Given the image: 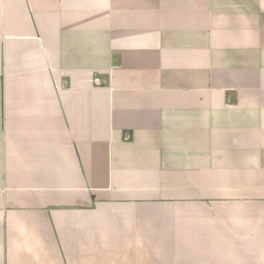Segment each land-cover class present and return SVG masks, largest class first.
I'll list each match as a JSON object with an SVG mask.
<instances>
[{
	"label": "crops",
	"instance_id": "obj_1",
	"mask_svg": "<svg viewBox=\"0 0 264 264\" xmlns=\"http://www.w3.org/2000/svg\"><path fill=\"white\" fill-rule=\"evenodd\" d=\"M0 264H264V0H0Z\"/></svg>",
	"mask_w": 264,
	"mask_h": 264
}]
</instances>
